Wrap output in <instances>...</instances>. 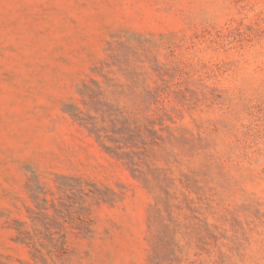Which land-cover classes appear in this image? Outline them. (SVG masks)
<instances>
[{
  "label": "rangeland",
  "instance_id": "1",
  "mask_svg": "<svg viewBox=\"0 0 264 264\" xmlns=\"http://www.w3.org/2000/svg\"><path fill=\"white\" fill-rule=\"evenodd\" d=\"M83 82L153 119L134 157L148 186L65 109L115 130ZM59 175L102 192L91 233L70 228ZM18 221L60 229L57 264H264V0H0V264H35Z\"/></svg>",
  "mask_w": 264,
  "mask_h": 264
},
{
  "label": "trees",
  "instance_id": "2",
  "mask_svg": "<svg viewBox=\"0 0 264 264\" xmlns=\"http://www.w3.org/2000/svg\"><path fill=\"white\" fill-rule=\"evenodd\" d=\"M111 56V55H109ZM106 62H103L101 66H96L94 69L98 72L104 67ZM106 77V75H103ZM96 81V80H94ZM96 84L99 82L96 81ZM94 83V84H95ZM79 94L81 95V101L86 110H116L118 112L114 117L112 115L106 116L104 113L101 114L103 117L102 121L106 122L110 118L111 125L115 130H109L107 127H99L97 125V117H95V122H84L81 119L80 113L81 109L77 104L70 103L65 106L66 110L71 111L75 116L81 120V123L92 133L95 134L97 140L115 157L125 161L128 165L133 176L141 181L145 186H148L150 179L144 172L141 170L137 161H135V155L139 154V148L148 143H156L157 139L161 138L158 131L149 126V123L152 122V118L146 114V122H141L140 118L135 112H127L126 110H141L138 99H133L132 104L135 107H130V105L124 104L120 105L119 99L104 98L99 99L93 95V88L86 84L82 83V86L78 89ZM146 101V100H144ZM159 99H154V102L158 103ZM102 104V106L95 107L96 104ZM104 104V105H103ZM107 104L108 107L105 105ZM146 110H149V107L145 105ZM112 131V134H110ZM150 132L153 137L150 142H148L144 136L145 132ZM107 141L112 142V145H108ZM144 146V147H145ZM162 173V180H170L169 175L163 169L157 168ZM55 186L59 192H63L64 195L69 199V203L66 204L67 208L70 210V228L76 229L78 233L87 235L91 233V220L89 219L90 209L93 202L97 201L102 197V192L97 186L88 180L82 178L59 175L55 178ZM34 188L31 192L33 201L38 208V211L34 210L32 207H28L29 217L34 221V217L38 215L42 209V204L39 201H42L44 204L47 203L45 199L39 198V186ZM53 207H55V202H52ZM81 210L80 213L76 214L78 210ZM58 227H61L58 226ZM16 230L17 242H20L28 247L29 253L32 259L35 260V264H57V262L63 260L69 253V246L66 241L65 235L63 237H54L53 234L58 233L56 230L57 226L47 225L44 228L48 234L49 238L41 239L37 237L38 233H41V228L38 227L35 223L27 227L26 221H18L17 225L14 227ZM52 235V236H51ZM177 246V244L175 245ZM183 259H177L174 256H170L167 253L160 255L154 250L148 258L147 264H182ZM188 264V263H187ZM190 264H205V261L195 260L190 262Z\"/></svg>",
  "mask_w": 264,
  "mask_h": 264
}]
</instances>
